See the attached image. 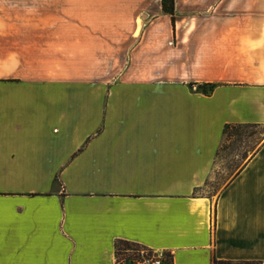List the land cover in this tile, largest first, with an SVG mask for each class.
Wrapping results in <instances>:
<instances>
[{
	"label": "crops",
	"instance_id": "0c3cea01",
	"mask_svg": "<svg viewBox=\"0 0 264 264\" xmlns=\"http://www.w3.org/2000/svg\"><path fill=\"white\" fill-rule=\"evenodd\" d=\"M227 124H264V0H0V261L264 264V142L201 191Z\"/></svg>",
	"mask_w": 264,
	"mask_h": 264
},
{
	"label": "rangeland",
	"instance_id": "374dc122",
	"mask_svg": "<svg viewBox=\"0 0 264 264\" xmlns=\"http://www.w3.org/2000/svg\"><path fill=\"white\" fill-rule=\"evenodd\" d=\"M263 142L264 124L257 126L235 125L229 127L218 154L216 172L201 191L216 196L238 171L243 162L242 159L247 158ZM118 247L122 260L121 264H125V257L133 254L135 250L125 243H119ZM148 253L149 251H141L143 257L145 255L147 256ZM157 253L160 257H165L167 254L165 252ZM147 259L150 258H145V260ZM144 263L146 262L144 261ZM127 264L134 263H131L129 260Z\"/></svg>",
	"mask_w": 264,
	"mask_h": 264
},
{
	"label": "trees",
	"instance_id": "16d2710c",
	"mask_svg": "<svg viewBox=\"0 0 264 264\" xmlns=\"http://www.w3.org/2000/svg\"><path fill=\"white\" fill-rule=\"evenodd\" d=\"M162 6L166 12H169L172 14L173 20H175V0H162ZM200 87L205 93H210L214 90L215 84L214 83H203V84H200ZM239 125L257 126V125H262V124H239ZM232 126H235V125H231V124L226 125L225 130H224L225 134L227 133L228 128ZM119 243L128 244L129 246H131V248L135 250L133 254L125 257V261H126L125 264H127L129 260L131 261V263H134V264H153V261L155 260V258L159 256L156 251L140 243L122 241V240L119 241L118 244ZM118 244H117V264H121L122 260L120 258V249L118 247ZM143 250L149 251L147 256L145 255L146 257L145 256L143 257L141 255V251ZM145 258H150L152 260L149 263H144ZM161 259H162L161 264H171L173 262V255L168 252L166 256L162 257Z\"/></svg>",
	"mask_w": 264,
	"mask_h": 264
},
{
	"label": "built area",
	"instance_id": "2783aa9c",
	"mask_svg": "<svg viewBox=\"0 0 264 264\" xmlns=\"http://www.w3.org/2000/svg\"><path fill=\"white\" fill-rule=\"evenodd\" d=\"M162 257L158 256L157 258H155V260L153 261V264H161V259ZM152 259H147L145 260L146 263L151 262Z\"/></svg>",
	"mask_w": 264,
	"mask_h": 264
},
{
	"label": "snow or ice",
	"instance_id": "6c2138e0",
	"mask_svg": "<svg viewBox=\"0 0 264 264\" xmlns=\"http://www.w3.org/2000/svg\"><path fill=\"white\" fill-rule=\"evenodd\" d=\"M0 230H2V220H0ZM0 264H2V261H0Z\"/></svg>",
	"mask_w": 264,
	"mask_h": 264
}]
</instances>
